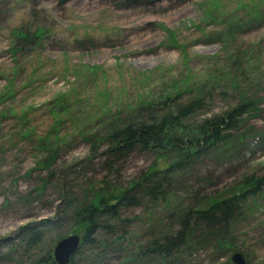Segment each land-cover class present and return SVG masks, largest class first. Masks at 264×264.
<instances>
[{
  "label": "rangeland",
  "instance_id": "obj_1",
  "mask_svg": "<svg viewBox=\"0 0 264 264\" xmlns=\"http://www.w3.org/2000/svg\"><path fill=\"white\" fill-rule=\"evenodd\" d=\"M191 100L189 137L246 106L224 144L170 171L166 198L119 210L74 264H233L234 251L264 264V189L225 228L150 252L186 209L264 172V0H0V264H56L60 238L83 240L74 208L112 201L178 157L138 149L110 165L111 133ZM33 228L42 241L27 245Z\"/></svg>",
  "mask_w": 264,
  "mask_h": 264
},
{
  "label": "trees",
  "instance_id": "obj_2",
  "mask_svg": "<svg viewBox=\"0 0 264 264\" xmlns=\"http://www.w3.org/2000/svg\"><path fill=\"white\" fill-rule=\"evenodd\" d=\"M200 105L195 100L186 104H174L162 112L160 118L154 117L147 122H130L111 133V146L108 149L112 153L110 165L114 161L127 159L138 149L143 151L156 149L163 152L172 147L178 157L168 167L142 173L133 185L114 197L112 201L104 197L97 199V202L95 200L86 204L81 202L74 208L70 215L83 227V240L79 248L85 242L94 245L93 235L98 230L109 228V221L118 218L119 210L122 208L139 205L146 198L152 201L166 198L167 191L173 183V173L185 168L219 144H224L229 138L226 130L237 128L239 115L245 111L246 106L240 104L226 114L204 119L196 125L197 131L193 137H189L185 135L186 127L182 123L201 107ZM170 171L173 173L170 174ZM238 185L237 192L230 190L219 198H213L208 206L186 209L179 219L178 229L173 233L165 232L152 240L150 252L161 256L178 252L188 242L192 232L202 225L208 229L225 228L240 212L245 200L264 189V172L258 176H246ZM42 237L41 230L34 229L24 240L27 245H33L40 243ZM75 254L68 264H74ZM49 257L53 259L52 253H49ZM138 263L145 264L141 260H138Z\"/></svg>",
  "mask_w": 264,
  "mask_h": 264
},
{
  "label": "water",
  "instance_id": "obj_3",
  "mask_svg": "<svg viewBox=\"0 0 264 264\" xmlns=\"http://www.w3.org/2000/svg\"><path fill=\"white\" fill-rule=\"evenodd\" d=\"M80 243L79 235L76 233L60 238L53 248V260L56 264H68L72 255L77 251ZM233 264H251L246 261L240 251H234L230 257Z\"/></svg>",
  "mask_w": 264,
  "mask_h": 264
}]
</instances>
